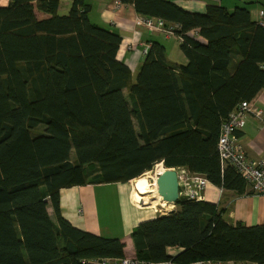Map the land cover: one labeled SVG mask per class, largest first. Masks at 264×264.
<instances>
[{
	"label": "trees",
	"instance_id": "1",
	"mask_svg": "<svg viewBox=\"0 0 264 264\" xmlns=\"http://www.w3.org/2000/svg\"><path fill=\"white\" fill-rule=\"evenodd\" d=\"M60 1L0 6V264L125 258L120 239L62 216V188L127 182L162 162L224 191L252 194L217 151L223 120L264 87V23L251 19L248 4L191 12L170 0H120L141 16L178 24L186 58L169 63L154 41L131 82L117 57L121 35L91 22L85 0H72L67 13ZM176 206L134 228L136 260L264 264V224H229L222 209L202 200ZM173 247L179 251L171 255Z\"/></svg>",
	"mask_w": 264,
	"mask_h": 264
},
{
	"label": "crops",
	"instance_id": "2",
	"mask_svg": "<svg viewBox=\"0 0 264 264\" xmlns=\"http://www.w3.org/2000/svg\"><path fill=\"white\" fill-rule=\"evenodd\" d=\"M170 1L191 12H204L209 5H220L231 11L235 6L248 4L253 21L260 20L261 11L264 14L263 9L257 5L261 4V0ZM62 2L66 5L63 12H67L72 0H61L59 11ZM85 3L90 6L88 17L91 22L111 28L121 35L122 42L117 57L130 69L131 82L135 81L139 67L144 60V46L152 44L154 41L163 44L169 63L178 65L186 63V58L180 50L178 38L175 36L165 37L161 31L138 26L136 19L139 14L132 4L120 2L116 6L115 0H85ZM130 44L132 47L128 48L127 46ZM124 94L127 95L126 89ZM252 101L256 107L262 110V116L258 118L251 114L248 115L239 130V136L247 158L256 161L264 159V87ZM174 169L189 171L185 167ZM134 180L62 188L59 191L61 214L76 228L104 238L120 239L125 244V258H134L135 249L131 239L134 228L144 221L166 214L162 211L164 206L167 207V211L177 209L176 205L168 204L160 196L155 186L147 190L143 188L139 180L133 184ZM246 191L250 192L248 185H246ZM201 200L213 203L222 209V216L229 224L237 222L246 226L264 224V195H238L232 191H224L208 182L202 192ZM47 211L50 218L54 220V212L50 204ZM178 251L179 249L176 247L168 250L171 255ZM225 264L253 263L228 261Z\"/></svg>",
	"mask_w": 264,
	"mask_h": 264
},
{
	"label": "built area",
	"instance_id": "3",
	"mask_svg": "<svg viewBox=\"0 0 264 264\" xmlns=\"http://www.w3.org/2000/svg\"><path fill=\"white\" fill-rule=\"evenodd\" d=\"M9 0H0V3L7 4ZM120 0H115V5L120 4ZM263 12L261 11L258 20L259 24L264 23ZM138 26H145L152 30L163 32L165 37L175 36L179 41L181 37L176 36V30L180 29L178 24H167L164 20L152 17H145L139 15L136 19ZM190 34H196L195 31H190ZM151 44H146L143 49L145 54ZM131 48L132 45H128ZM262 110L256 107L252 100L240 102L223 120L217 142V151L222 164L232 165L237 173L243 178L246 184L250 187V191L255 195H264V159L250 160L247 158L244 147L240 141L239 130L248 115L261 118ZM165 168L162 162L154 165L155 179L157 178L158 168ZM179 181L180 192L190 196V199L199 201L202 199V192L204 191L208 181L199 174L191 173L185 169H175ZM166 209V207H163ZM166 213L169 211H165ZM164 212V213H165ZM154 264L152 262L138 261L135 258H123L116 260H106L102 264ZM226 262L220 260H197L191 264H225ZM162 264H178L173 261H166Z\"/></svg>",
	"mask_w": 264,
	"mask_h": 264
},
{
	"label": "water",
	"instance_id": "4",
	"mask_svg": "<svg viewBox=\"0 0 264 264\" xmlns=\"http://www.w3.org/2000/svg\"><path fill=\"white\" fill-rule=\"evenodd\" d=\"M155 182L160 196L170 205L190 199L189 195L180 192L177 172L174 168H164Z\"/></svg>",
	"mask_w": 264,
	"mask_h": 264
},
{
	"label": "rangeland",
	"instance_id": "5",
	"mask_svg": "<svg viewBox=\"0 0 264 264\" xmlns=\"http://www.w3.org/2000/svg\"><path fill=\"white\" fill-rule=\"evenodd\" d=\"M1 5H3V3L1 2L0 3V6ZM258 5V7L260 8L261 7V9H263V11H264V0H261V4H257ZM66 5H65V3H61V8H60V13H67V12H63L64 10V7H65ZM40 133H42V128L40 127V128H37V129H35L34 131H33V134L34 135H37V134H40ZM89 170H95V168L94 167H90V169ZM158 172H159V170H158ZM154 173H155V169L154 168H152L151 170H149V171H147V172H145L144 174H142L140 177H138V178H136L134 181H132V183L133 184H136V182L140 179V178H142V182H147V181H151L153 184H154V186H155V188L156 189H158L157 188V185H156V182H155V176H154ZM167 210V207H166V209H164V208H162V211L163 212H165Z\"/></svg>",
	"mask_w": 264,
	"mask_h": 264
},
{
	"label": "bare ground",
	"instance_id": "6",
	"mask_svg": "<svg viewBox=\"0 0 264 264\" xmlns=\"http://www.w3.org/2000/svg\"><path fill=\"white\" fill-rule=\"evenodd\" d=\"M159 172L160 173L162 171V168H158ZM139 182L141 183V185L143 186L144 189H150L152 187H154V184L151 182V181H147V182H142V178L139 179ZM157 190V189H156Z\"/></svg>",
	"mask_w": 264,
	"mask_h": 264
}]
</instances>
